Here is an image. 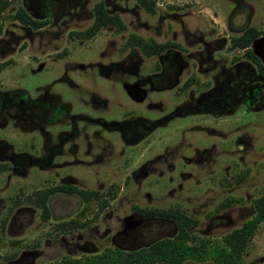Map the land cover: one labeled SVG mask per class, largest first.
Wrapping results in <instances>:
<instances>
[{
  "label": "rangeland",
  "instance_id": "1",
  "mask_svg": "<svg viewBox=\"0 0 264 264\" xmlns=\"http://www.w3.org/2000/svg\"><path fill=\"white\" fill-rule=\"evenodd\" d=\"M99 2L126 29L70 36ZM20 7L48 25L23 26ZM0 25V264H72L177 235L138 209L180 210L215 241L255 216L264 80L232 39L264 31V0H157L154 15L136 0H22ZM131 36L176 47L147 57ZM251 51L264 64V35ZM59 185L109 205L55 194L46 219L35 195ZM243 264H264V223Z\"/></svg>",
  "mask_w": 264,
  "mask_h": 264
},
{
  "label": "trees",
  "instance_id": "2",
  "mask_svg": "<svg viewBox=\"0 0 264 264\" xmlns=\"http://www.w3.org/2000/svg\"><path fill=\"white\" fill-rule=\"evenodd\" d=\"M13 1L22 0H0V19L3 18ZM136 1L146 13L156 14L157 0ZM14 19L23 26L34 30L45 28L49 23L47 20L34 19L23 7L17 10ZM106 27H114L119 32L126 29L120 16L110 14L105 3L99 2L94 7V22L91 27L84 31L73 32L70 36L79 40H91ZM2 31L3 26L0 25V36ZM263 35L264 31L249 28L241 36L232 39V48L245 51L246 58L257 67L260 77L264 80V64L251 51L253 42ZM128 44L139 48L147 57L160 56L172 47H176L169 43L158 44L154 41H147L137 36H131ZM6 66L7 63L0 64V72ZM55 194L77 195L85 203L97 202L100 212H103L109 205V202L99 192L79 189L72 185H59L40 191L35 195V204L42 208L46 219L50 216L48 200ZM254 206L255 216L244 223L242 227L224 236L220 241L194 236L191 230L198 225V222L180 210L138 209V212L146 219L173 221L177 226V235L173 238L156 241L147 248L131 251L106 250L102 254L86 258L83 261L78 260L72 264H187L209 261L215 264H243L245 251L261 224L264 223V196L255 200Z\"/></svg>",
  "mask_w": 264,
  "mask_h": 264
}]
</instances>
